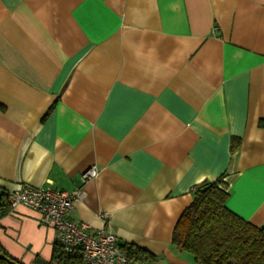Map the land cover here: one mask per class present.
<instances>
[{"label":"crops","instance_id":"1","mask_svg":"<svg viewBox=\"0 0 264 264\" xmlns=\"http://www.w3.org/2000/svg\"><path fill=\"white\" fill-rule=\"evenodd\" d=\"M219 178L227 207L264 224V0H0V195L81 186L72 218L156 264H199L173 230ZM54 243L4 199L14 261H48Z\"/></svg>","mask_w":264,"mask_h":264},{"label":"trees","instance_id":"2","mask_svg":"<svg viewBox=\"0 0 264 264\" xmlns=\"http://www.w3.org/2000/svg\"><path fill=\"white\" fill-rule=\"evenodd\" d=\"M239 147L233 139L232 148ZM193 200L183 210L173 230L172 243L189 252L199 264H264V224L253 225L226 205L227 184L221 179L203 181L192 189ZM0 195V206L4 201ZM127 254L126 264H156V256L135 244H120ZM0 264L14 261L0 245ZM31 264H84L79 251L68 253L55 241L46 261L36 256Z\"/></svg>","mask_w":264,"mask_h":264},{"label":"built area","instance_id":"3","mask_svg":"<svg viewBox=\"0 0 264 264\" xmlns=\"http://www.w3.org/2000/svg\"><path fill=\"white\" fill-rule=\"evenodd\" d=\"M96 171L95 165L87 168L80 176L81 182L94 176ZM83 195L81 186L67 191L23 185L7 193V202L11 209L20 204L36 209L41 223L53 226L55 241L65 252L79 251L84 264H126L127 254L114 233L105 228L95 229L87 222L72 218L74 204Z\"/></svg>","mask_w":264,"mask_h":264},{"label":"water","instance_id":"4","mask_svg":"<svg viewBox=\"0 0 264 264\" xmlns=\"http://www.w3.org/2000/svg\"><path fill=\"white\" fill-rule=\"evenodd\" d=\"M262 226V225H261Z\"/></svg>","mask_w":264,"mask_h":264}]
</instances>
